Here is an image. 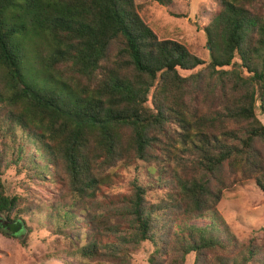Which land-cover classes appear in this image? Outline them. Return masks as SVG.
<instances>
[{"label": "trees", "instance_id": "trees-1", "mask_svg": "<svg viewBox=\"0 0 264 264\" xmlns=\"http://www.w3.org/2000/svg\"><path fill=\"white\" fill-rule=\"evenodd\" d=\"M215 1L207 62L159 40L135 0H0V216L48 206L65 263L132 264L151 242L149 264H264L218 209L237 183L264 192V0ZM136 162L158 183L105 193ZM11 167L58 183L53 201L8 194Z\"/></svg>", "mask_w": 264, "mask_h": 264}, {"label": "rangeland", "instance_id": "rangeland-1", "mask_svg": "<svg viewBox=\"0 0 264 264\" xmlns=\"http://www.w3.org/2000/svg\"><path fill=\"white\" fill-rule=\"evenodd\" d=\"M173 2L171 10L177 15L172 14L167 6L156 0H135L139 15L157 34L159 40H177L192 54L208 62L210 51L203 26L211 20L216 1L173 0ZM151 97L152 92L150 99ZM148 104L151 105V100ZM257 113L264 123V114L259 109ZM175 158L176 153L171 151L164 161L167 174L170 173ZM117 172L111 184L103 187L105 193H129L132 188L131 180L135 176L144 182L158 183L159 171L148 169L142 163L122 165ZM3 180L7 193L19 194L22 204L27 196L34 201L49 203L53 201L51 199L59 188V184L53 182L49 176L44 180L32 178L17 167L5 170ZM156 190L159 188L151 189V194L154 195ZM218 209L240 240L254 238L258 243H264V192L254 181L237 183L232 189L224 190ZM43 210L38 217L23 215L25 222L18 220L16 223H9L0 216V264H72L65 263L60 252L66 246L65 236L55 231L46 221L51 209L46 206ZM204 222L200 220L196 223ZM20 226L22 229H19ZM23 237L25 239L21 240ZM152 250L151 242L143 243L141 249L133 254L132 264H149L148 257ZM194 261L195 255L192 253L188 255L186 264H194ZM74 264L82 263L76 259Z\"/></svg>", "mask_w": 264, "mask_h": 264}]
</instances>
